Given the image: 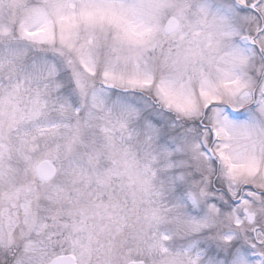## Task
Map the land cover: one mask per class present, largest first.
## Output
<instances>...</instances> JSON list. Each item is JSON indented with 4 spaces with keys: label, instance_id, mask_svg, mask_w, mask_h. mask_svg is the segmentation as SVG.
Here are the masks:
<instances>
[{
    "label": "rangeland",
    "instance_id": "1",
    "mask_svg": "<svg viewBox=\"0 0 264 264\" xmlns=\"http://www.w3.org/2000/svg\"><path fill=\"white\" fill-rule=\"evenodd\" d=\"M242 207L264 255V0H0V264H264Z\"/></svg>",
    "mask_w": 264,
    "mask_h": 264
},
{
    "label": "water",
    "instance_id": "2",
    "mask_svg": "<svg viewBox=\"0 0 264 264\" xmlns=\"http://www.w3.org/2000/svg\"><path fill=\"white\" fill-rule=\"evenodd\" d=\"M176 26H177V23L175 22V20L171 19L167 23L166 31L167 32H172V31H174ZM37 175L42 180H49L54 175V169H53L52 166H50L49 163L42 162L37 167ZM49 264H76V262H75V259L73 257L66 256V257H58V258L52 260ZM128 264H142V263L131 262V263H128Z\"/></svg>",
    "mask_w": 264,
    "mask_h": 264
},
{
    "label": "flooded vegetation",
    "instance_id": "3",
    "mask_svg": "<svg viewBox=\"0 0 264 264\" xmlns=\"http://www.w3.org/2000/svg\"><path fill=\"white\" fill-rule=\"evenodd\" d=\"M52 181V180H51ZM51 181H48V182H42V181H39V183L40 184H49V182H51ZM37 214V213H36ZM254 218H255V220H256V216H255V213H254ZM21 228H22V226L20 227V229H18L17 230V234H21V232H24L22 235H28V233L26 232V231H21ZM258 230H259V227H258V225H256V224H253L252 225V229H251V235H252V237L254 238V241H255V244H252V247L253 248H255V247H258V248H260V244H261V242H260V240L257 238V235H258ZM25 235V236H26Z\"/></svg>",
    "mask_w": 264,
    "mask_h": 264
}]
</instances>
